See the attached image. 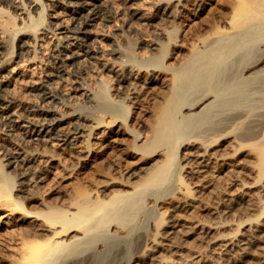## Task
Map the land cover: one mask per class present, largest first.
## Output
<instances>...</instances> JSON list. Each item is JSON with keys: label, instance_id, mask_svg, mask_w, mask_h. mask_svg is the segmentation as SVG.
<instances>
[{"label": "rangeland", "instance_id": "374dc122", "mask_svg": "<svg viewBox=\"0 0 264 264\" xmlns=\"http://www.w3.org/2000/svg\"><path fill=\"white\" fill-rule=\"evenodd\" d=\"M21 1L23 0H0V40L2 42L0 54L5 60L7 59L1 65L2 67L0 66V75L4 73V68H12L13 71L8 73L10 74L8 80L0 85L2 89H0V95L4 99H0V105H7L6 108L9 111L5 117L16 118V124L25 125L16 115L34 113V110L42 104L54 108L56 116L65 114L60 122V131L71 132L75 124L81 127L80 133L77 134L81 136H76L71 142L37 141L34 139L35 136L28 135V132L24 133L25 130L18 126L10 127L12 130H9L5 125L6 118L0 120V159L3 164L7 163V159L14 161L10 166L4 164L3 169L10 174L12 172V175L18 174L25 169L23 163L19 162L24 155L36 157L37 169L39 173H42L37 184L33 185V176L29 168L20 175L30 178L27 181L32 185L30 189H37L39 192L27 195L29 197L26 200L27 207L43 209L45 202L48 201H57L59 205L67 203L69 197H73L75 187L86 188L88 186V189L93 190L96 186H105L104 181L107 182L106 185H110L113 179L110 180L105 172L106 164L113 158L106 159L101 144L106 136L104 126L96 124V121L103 116V111H106L103 108L110 104L116 105L117 108L119 106L118 111L124 112L127 116L121 113L126 124L129 125L132 116H137L140 120L138 130L146 129L144 132H147V126L150 123V109L155 103L153 96L157 90L161 89V82L158 83V80H161L165 71L160 69L154 72L155 78L149 82L146 80L149 78L147 75L149 71L144 72L145 74L136 71L135 65L144 64L149 56L157 54L158 51H165L166 54L160 61L162 64L174 63V60L179 58V53L182 52L179 46L190 47L195 35H201V33L208 32L206 30L210 31L214 27L223 26V19L231 14L234 9L232 7L236 8V3L238 4L240 0H163L164 4L186 3V7L180 9L181 14L170 19L161 13L159 8L162 2L158 4L157 0H93L99 9V15L89 22L86 29L89 31L87 44L94 51L91 50L92 52L87 55L81 51L78 55L74 54L66 59L59 77L53 76L55 69L49 59L51 60V54L59 43L58 36H63L66 28L72 25L67 0H35L34 2L24 0L27 4L29 3L30 14L33 13L35 18H37L35 11H38L35 7L44 6L43 23L50 24L54 29L46 31L39 25L33 30L34 34L31 33L32 28L28 18L26 19L28 9L14 7ZM135 12H137L136 15ZM13 14L17 18H14ZM11 17L14 27L11 25L9 30L6 28L10 24L6 25L4 20ZM21 17L24 18L22 21ZM128 42L134 47L130 44L128 46ZM19 45H21L20 48H18ZM119 45L120 53L114 55L112 49ZM125 47L133 48V51H129L130 56H133L128 55L132 61L128 56L126 57L129 53L125 54L124 51L129 49ZM151 47H156V50ZM244 48L242 51L248 49V47ZM18 51L20 54L16 57ZM249 52L252 55L253 51ZM125 74L129 77V84L126 85L127 89L124 93H128L127 97L130 96L123 99V94L118 93L121 85H118L117 77ZM98 78L110 80L109 98H114V100L118 98L116 101H121L120 105L118 102H110L108 98V103L104 104L106 98L101 97L98 90L100 89ZM41 82L48 84L63 101L60 99L46 102L37 96V91L32 88ZM86 89L92 90V94L97 93L96 96L94 94L92 96L94 100L86 101ZM98 95L103 99V107H101L102 104L100 105L102 101ZM121 104L130 107L124 111ZM111 106L110 110L114 107ZM113 110L115 109L111 111ZM240 120H236L235 124H239ZM233 127L237 130L234 124L229 129ZM90 131L92 132L91 137L88 136ZM230 135L220 136L221 141L218 138V142H215L212 148L204 147L198 142L189 145L190 150L195 153L196 151L197 153L203 152L206 148V152L208 151L211 156L204 162L208 163L202 166L204 156L192 157L190 155L188 164H192L190 166L185 164L181 170L183 175L187 173L186 178L188 177L190 181L188 186L190 189H185L183 185L181 188H176L174 194L165 198L149 197L148 200L146 199L145 204L147 203L148 207L157 212L158 218H145L144 222V209H140L142 211L138 212L139 218L137 217L135 221L138 223L134 226L136 229L133 232L134 235L135 233L144 235L140 238H143V242L141 241L143 245L140 244L139 248L132 246V250L127 255L124 252L121 254V250H118L123 245L120 238L126 236L124 235L126 233H122L125 230L116 226L113 229L114 226H111L108 229V235L110 233L112 236L107 235L106 237L109 240L118 238V246L111 248L110 252H113L110 256L109 251L106 250L107 258L102 264H106L105 261L108 262V260V264L110 260L112 261L110 264H264V177L257 179L259 173L256 170V160L252 158L255 155L250 146L240 149V152L239 150L232 152L236 140L233 132ZM226 144L228 146L231 144L232 148L230 149ZM12 156L16 160H13L15 158L12 159ZM154 157L160 158L158 154ZM143 160L141 159V162ZM136 162L135 165L140 163V160ZM194 168L199 169L196 171ZM102 169L105 171L103 172ZM114 175L117 176V173ZM172 177H170L171 180L169 179L170 182L172 181L171 184L174 182L172 186H179L177 180L175 182ZM91 178L97 184H93L94 181H90ZM113 178L115 182L116 180L118 182V177ZM24 214L22 210H11L9 207L0 205V264H14L19 261L22 252V238L33 237L31 234L28 238L24 236L25 233V235L29 233L33 222L31 215ZM114 230L116 234L113 233ZM134 235L130 238L133 239ZM97 243L94 244L95 248L90 245L93 251L89 249L90 251L87 250V252L99 251L97 248H100V251L106 249L105 245L101 246L103 242L100 241L99 244L98 241ZM119 243L122 245L120 246ZM88 253L85 252V254ZM83 255L77 256V259ZM123 256L130 257V260ZM84 261L81 264L87 263ZM62 262L58 260L56 264H65L66 260Z\"/></svg>", "mask_w": 264, "mask_h": 264}, {"label": "bare ground", "instance_id": "6f19581e", "mask_svg": "<svg viewBox=\"0 0 264 264\" xmlns=\"http://www.w3.org/2000/svg\"><path fill=\"white\" fill-rule=\"evenodd\" d=\"M30 1L34 2L35 0ZM157 1L160 4L163 0ZM66 3L69 6L71 14L69 18L72 20V25L66 28L63 36H58L59 43H57V48L51 54V60L49 59L55 69L53 76L57 77L61 75L66 59L71 58L74 54L78 55L81 51L86 55L94 51L87 44L89 31L86 26L99 15V9L93 0H67ZM172 3L164 4L162 2L161 8H159L161 13L169 19L177 17L181 12L180 9L186 7L185 2ZM236 5V8L232 7L234 9H232L231 14L223 19V26L211 27L210 31L206 30L208 32H204L205 34L192 35L194 38L193 44L189 43L190 47L179 46L182 48V52L179 53V58L176 61L173 59L174 63L162 64L160 61L163 60L166 54L165 51H158L157 54L149 56L148 61L145 60L147 62L144 64L135 65L136 71L143 73L149 71L147 74L149 78L146 79L149 82L154 80L156 75H154V72L160 69L165 71L161 80H158V83L161 82V89L155 90L156 93L153 96L155 103L150 109V123L148 126L146 125L147 132H144L146 129L144 131L138 130L140 120L137 119V116H132L129 125L126 124V120L122 117V114L125 115L124 112L118 111L120 110L119 106L117 108L116 105L110 104V106H114H111V110L115 109L113 111L110 110L109 105L106 106L108 108H103L106 111H103L104 114L101 118L99 117L100 119L97 118L96 124L104 126L106 136L104 135L105 138L101 144L106 159L113 158L111 162L106 164L105 174H108L110 180L113 179L114 183L110 181V185H106L107 182L105 183L103 180L104 183H102L105 186H98L100 187L98 188L95 185L96 188H93V190L88 189V186L87 189L75 187V191L72 193L73 197L70 196L67 203L59 205L56 203L57 201H48L45 202L43 209H31L26 205V200L29 199L27 195L39 192L37 189L31 190V183H27L30 178H25L20 174L29 168V172L33 176V185H36L42 175L37 169V158L24 155L19 162L23 163L25 169L13 175L12 172L11 174L6 172L3 166L4 164L10 166L14 161L7 159V163L3 164L0 159V205L9 207L11 210H22L33 218L29 233L24 234L27 238L30 236L29 234L33 237H29V239L22 238L21 256H19V261L14 264H56L58 260L63 262L66 260L67 262L70 259L67 262L68 264H81L84 260L87 261L86 264H102L107 258L106 255L109 253L110 256L113 252H110L111 248L118 246V238H113L114 241L106 237L111 226H114L113 229L116 226L121 230H125L122 233H126L124 234L126 236L120 238L123 245L119 243L122 246L116 247L121 250V254L124 252L127 255L132 250V246L137 248L140 244L143 245L141 243L143 238H140L144 235H138L137 233L134 235L133 232L136 229H134V226L138 223H135L136 218H139L138 214L142 211L140 209H144V222L146 219L158 218L157 212L148 207L147 203L145 204L146 199L149 197L154 199L165 198L170 194H174L176 188H181L183 185L185 189H190L188 187L190 181H188V177L186 178L187 173L183 175L181 171L184 165L189 163L190 155L192 157L204 156L202 166H205L208 162H204L211 157L210 153L206 152V148L203 152L201 151L202 153L191 151L189 145L193 142L212 148L215 142H218L220 136L226 137V135L233 132L236 142L234 141L232 152L235 150L240 152L242 148L250 146L254 152L255 156H252V158L254 157L256 160V170L259 173L256 177L257 179L264 177V133L262 134L264 129V0H240ZM14 7L28 9L26 19L28 18L32 28V32L29 30L31 33L34 34L33 30L39 25L46 31L54 30L50 24L43 23L44 6L35 7V10L38 9L37 12L35 11L37 18L34 17L33 13L30 14L29 3L27 4L24 0ZM134 14L136 15L137 12ZM139 15L142 14L139 13ZM13 16L17 18L14 14ZM20 19L22 21L24 18L21 17ZM4 21L6 25L10 24L6 29H9L11 25L14 27L12 17ZM129 44L128 42V46L132 45ZM156 45L158 46V43ZM1 47L2 42L0 40ZM119 47L120 45L112 49L114 55L120 53ZM244 47H248V49L242 51ZM125 48L129 49L124 51L125 54L133 51L131 47ZM151 48L156 50V47ZM251 50L253 51L252 55L249 52ZM19 54L18 51L16 57H19ZM128 55L130 56V53L126 54V57ZM6 60L0 54V66ZM130 60L132 61L131 58ZM106 70L109 71V69ZM3 72L0 75V85L8 80L10 75L8 73L13 71L12 68H4ZM98 79L100 82V85L98 84L100 89L98 90L102 95L101 97L106 98L105 101L108 98L110 102H118L120 105L121 101H116L118 98L116 100L109 98L110 80ZM128 79L127 74L117 77L118 85H121V92L118 93L123 94V99L128 95V93H124L127 89L126 85L129 84ZM32 90L37 91L36 95L46 102L61 99L48 84L42 82L33 87ZM86 91V101L94 100L92 96L97 93L93 92V95L92 90L86 89ZM2 98L0 95V99ZM98 98H100L99 95ZM101 101V107L108 103V100L107 102L104 101V104L103 99ZM5 102H9V100H5ZM6 106L5 104L0 105V120L5 119L6 113H9ZM121 106L124 111L130 107L122 104ZM34 111V113H19L16 115V117L21 118V122L25 125L16 124V118L13 119L10 116H7L5 125L9 130H12L10 127L18 126L25 130L24 133L28 132V135L35 136L34 139L37 141L71 142L81 131L78 124L72 127L71 132L60 131V122L64 119L65 114L56 116L54 108L50 106L41 104ZM236 120H240L239 124L236 123L237 127ZM135 124L138 126L135 127ZM233 124L237 130L234 127L229 129ZM91 133L90 131L88 136ZM78 136H81V134ZM197 136H200V138ZM128 138H130L129 141ZM228 147L231 149V144ZM157 154L160 157L158 159L154 157ZM215 154L219 156L217 152ZM220 154L223 155V153ZM11 158L15 157L12 156ZM212 158H215V156H212ZM13 160H16V158ZM139 160L140 163L135 165L136 161L139 162ZM127 168L129 170H126ZM197 169L199 168L195 170L197 171ZM116 173L117 176L114 175ZM18 175L20 176L17 177ZM114 176L116 179L118 177V182L117 180L115 182ZM171 176H173L172 180L173 178L175 182L177 180L179 186L177 184L176 187L172 186L174 182L171 184ZM92 180L94 181L93 184H97L93 178L90 181ZM90 181L89 183H91ZM113 233L116 234L115 230ZM142 234L144 233L142 232ZM133 235V239L130 238ZM108 236L111 237L112 235L109 233ZM98 241L99 244L100 241L103 242L104 244L101 243V246L105 245L106 249L100 251V248H97L99 251L88 253L87 250L90 251L89 249L93 248H90V245L94 246ZM106 250L109 251L107 254ZM115 251L114 253H116ZM85 252L88 254H85ZM81 255H83V258L77 259V256ZM128 258L130 260V257ZM110 259L112 258L110 257ZM105 262L108 264L109 260Z\"/></svg>", "mask_w": 264, "mask_h": 264}]
</instances>
